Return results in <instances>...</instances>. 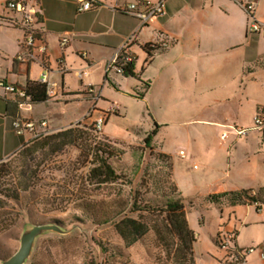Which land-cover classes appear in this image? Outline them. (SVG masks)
I'll return each instance as SVG.
<instances>
[{
	"label": "rangeland",
	"instance_id": "obj_1",
	"mask_svg": "<svg viewBox=\"0 0 264 264\" xmlns=\"http://www.w3.org/2000/svg\"><path fill=\"white\" fill-rule=\"evenodd\" d=\"M158 1L134 0L131 4L143 8L147 2ZM246 14L249 26L250 16ZM158 18H152L149 24ZM157 37L161 47L165 43L170 49L174 44L166 34L157 33ZM257 38L262 40L264 50V38ZM135 40L128 51L136 58V75L150 79L152 68L137 52ZM248 69L254 73V80H247L246 74L240 76L237 84L241 90L230 104L223 102L218 92L203 87L187 98L167 97V89L154 90L142 101L131 95L128 83H121L116 90L105 80L108 86L104 92L103 86H98L87 93L88 100L61 111L53 108L50 126L72 125L66 129H77L84 141L78 143L80 146H66L60 153L53 154L48 148L33 154L21 152L0 163V264L17 253L34 227L43 225H54L58 230L39 234L25 264H181L173 251H166L154 231L127 247L115 229L125 216L154 224V217L133 212L135 201L163 206L171 199L185 203L187 220L197 237L196 264H231L238 251L232 250L235 246L245 264H261L262 209L253 210L250 217L242 205L226 206L221 213L207 198L224 184L229 186L230 176L242 169L235 151L228 165L227 154L221 150L225 142L221 132L228 138H238L235 130L226 126L249 131L248 136L238 139L264 140V132L254 123L256 117L264 118V53L256 55ZM202 80L200 75L199 84ZM220 80L207 78L202 86ZM242 93L249 98L234 111L235 103L243 100ZM111 104L119 107L108 113ZM225 114L230 121L220 130L217 124ZM101 116L105 117L103 130L94 134V122ZM147 137L150 145L145 144ZM95 145L106 151L103 155L119 177L115 183L99 185L92 180ZM253 149L251 146L249 154L257 175L264 172L260 170L264 157L253 155ZM180 151L186 153L185 158ZM229 233L234 234L235 242L228 239ZM219 235L227 247L216 243Z\"/></svg>",
	"mask_w": 264,
	"mask_h": 264
},
{
	"label": "crops",
	"instance_id": "obj_2",
	"mask_svg": "<svg viewBox=\"0 0 264 264\" xmlns=\"http://www.w3.org/2000/svg\"><path fill=\"white\" fill-rule=\"evenodd\" d=\"M96 1L98 8L78 13V0H33L39 8V27L48 47L45 68L39 63L17 61V56L24 52L25 31L19 23L9 25V21L18 16L8 13L5 7L7 1L0 0V81L21 91L28 81L38 82L47 72V80L56 92V96L46 102L31 104L0 87V163L19 154L33 140L29 133L18 135L15 132L13 122L16 119L45 120L50 132L66 129L72 125L51 127V110L55 108L61 111L70 104L88 100V90L94 92L98 86H103L102 92L108 85L120 90L121 83L126 82L135 98L136 90L140 91L142 84L148 83L149 88L142 101L154 90L160 92L167 89V97L175 95L187 98L198 88L199 91L207 88L212 93L218 92L223 102L230 104L231 98L241 90L237 84L239 77L246 74L247 80H254V73H250L248 67L256 55L263 54L264 50L262 40L248 33V17L242 4H254L255 18L264 22V0H167L165 15L144 27L139 20L122 12L134 0ZM157 33L171 37L173 46L170 49L162 48L158 37L155 38ZM64 36L69 38L66 48L60 44ZM131 38H136L137 52L152 68L154 78L151 73L150 79H142L139 75L138 78H126L114 72L106 74L109 61ZM256 38L258 41H255ZM148 44L160 47L151 52V57L144 51ZM85 53L87 56L83 55ZM200 75L203 80L199 84ZM106 77L108 85L103 83ZM216 77L222 80L202 86L207 78L215 80ZM241 95L242 101L235 103V106L231 104L234 111L246 103L244 98H249L244 93ZM110 106L119 107L116 104ZM229 121L225 114L217 128L221 130ZM223 133H220V138ZM224 141L221 150L227 154V164L231 165L232 151H235L240 157L238 162H242L239 165L242 169L230 176L234 181L229 186L224 184L213 194L264 188V172L254 174L249 154L252 146L253 155L264 157V140L232 137ZM263 165L260 170L264 169ZM210 205L216 206L221 213L224 207L229 206ZM242 206H246L247 217L256 210L254 205ZM241 227H245L243 223ZM261 247L264 255V243Z\"/></svg>",
	"mask_w": 264,
	"mask_h": 264
},
{
	"label": "trees",
	"instance_id": "obj_3",
	"mask_svg": "<svg viewBox=\"0 0 264 264\" xmlns=\"http://www.w3.org/2000/svg\"><path fill=\"white\" fill-rule=\"evenodd\" d=\"M39 24H41V18ZM159 48L160 47L157 45L148 44L144 47V51L148 54V57H151V52ZM121 76L126 78H137L135 63L127 65L125 67V72ZM107 80L108 78L106 77V81ZM142 85L140 91L136 90L135 95V98L140 100L144 98L145 92L149 88L148 83H143ZM25 90L28 96H30L32 104L50 100L47 95V86L45 84L36 81H28ZM76 130L77 129H66L52 135H49V133L42 134L39 137L33 138L30 144L24 147L21 152L33 154L48 148L53 154L60 153L66 146L75 145L84 141L81 132ZM93 132L94 134H100L95 131L94 127ZM145 144L150 145L149 137L145 139ZM94 150L95 158L93 162L95 167L90 172L92 180L99 185L115 183L119 177L108 163V158L103 155L106 151L99 147L97 148V145H95ZM207 198L210 204L218 206L224 204L231 207L238 205H254L256 210L260 211L264 206V188L257 191L243 189L239 191L211 194ZM133 212L147 213L154 217V224L150 225L142 220L127 216L118 221L115 224V229L127 247L133 246L143 239L150 231H154L157 239L166 248V251L169 254L173 251L174 256L178 257L183 262L181 264H196L194 244L197 242V237L187 220L186 208L183 200L171 199L163 206L151 205V203L139 205L137 201H135L133 204ZM160 215H164L165 217L163 219L159 218ZM218 240L216 243L219 245Z\"/></svg>",
	"mask_w": 264,
	"mask_h": 264
},
{
	"label": "built area",
	"instance_id": "obj_4",
	"mask_svg": "<svg viewBox=\"0 0 264 264\" xmlns=\"http://www.w3.org/2000/svg\"><path fill=\"white\" fill-rule=\"evenodd\" d=\"M6 10L9 11L12 15H17V19L9 21V25L19 23L20 26L25 31V38L23 41V49L24 52L17 56V61L22 63H39L41 66L46 68V55L48 47L45 43V39L43 38L42 30L39 27L40 23V12L36 3H33V0H6ZM167 0H159L157 3L147 2L143 5V8H140L137 4H130L129 6L122 9V12L128 14L137 20L140 21L141 26L144 27L149 24V21L154 17H160L165 15V4ZM99 5L96 0H78V13H86L91 10L98 8ZM244 10L250 16V24L248 26V33L251 35H256L258 37L264 38V24L259 22L255 18V5L254 4H242ZM131 38L122 48L116 53L114 58L109 61L106 67V74L109 75L111 72H114L118 75H123L125 72V67L130 63H135V57L128 50L131 46ZM60 44L62 48H66L69 44V38L64 36L60 40ZM166 44L163 43L162 47L166 48ZM87 56V53L83 54ZM47 71V69H46ZM86 74V73H85ZM84 75V73H82ZM39 83L45 84L47 86V95L49 98H53L56 96V92L53 89V85L49 83L47 80V72L43 75V77L38 81ZM0 87L5 90L6 93H14L19 98L25 101H29L32 104L30 96H28L27 91L25 89L18 91L16 87L10 85L6 82L0 81ZM89 93H93L92 89H90ZM24 104V103H22ZM21 104V105H22ZM114 111V106H112L109 112ZM264 118L256 117L254 120L255 126L258 130L264 132ZM105 124V117L101 116L97 118L94 122V129L97 133H100L103 130V126ZM232 130H235L237 137L242 138L244 136L249 135V131L245 128L241 127H229ZM13 128L18 135H25L29 133L32 138H36L41 136L42 134H47L50 131L48 130L47 121L35 122L29 119L19 118L13 122ZM228 138V134L225 132L221 135L222 140H226ZM180 156L182 158L186 157V153L184 151H180ZM228 239L231 242H235V237L233 233L228 234ZM219 245L224 248L227 247L225 245L221 235H219ZM233 251L238 250L237 246H235ZM238 251L235 252V258L233 259L231 264H245L240 256L238 255ZM241 251V250H240ZM253 249H250L249 252H253ZM262 258L264 255L262 254ZM229 264V263H228Z\"/></svg>",
	"mask_w": 264,
	"mask_h": 264
},
{
	"label": "water",
	"instance_id": "obj_5",
	"mask_svg": "<svg viewBox=\"0 0 264 264\" xmlns=\"http://www.w3.org/2000/svg\"><path fill=\"white\" fill-rule=\"evenodd\" d=\"M57 231L58 228L54 225H43L34 227L29 235H27L21 244L20 249L17 251L15 255H13L8 261L4 264H25L28 258L31 255L34 243L39 236V234L43 231Z\"/></svg>",
	"mask_w": 264,
	"mask_h": 264
}]
</instances>
